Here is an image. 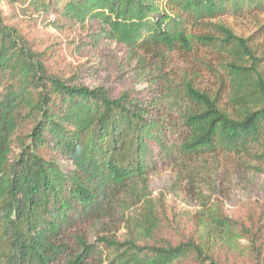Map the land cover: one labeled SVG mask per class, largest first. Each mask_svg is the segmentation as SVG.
Listing matches in <instances>:
<instances>
[{
  "label": "trees",
  "instance_id": "trees-1",
  "mask_svg": "<svg viewBox=\"0 0 264 264\" xmlns=\"http://www.w3.org/2000/svg\"><path fill=\"white\" fill-rule=\"evenodd\" d=\"M4 1L92 50L121 48L131 81L55 71L0 9V264H264V208L246 223L203 201L175 239L148 184L182 160L264 161V53L214 22L264 0ZM171 54L183 65L168 69Z\"/></svg>",
  "mask_w": 264,
  "mask_h": 264
},
{
  "label": "rangeland",
  "instance_id": "rangeland-1",
  "mask_svg": "<svg viewBox=\"0 0 264 264\" xmlns=\"http://www.w3.org/2000/svg\"><path fill=\"white\" fill-rule=\"evenodd\" d=\"M21 3L4 1L0 3V9L8 16L7 22L16 25L38 50L50 48L48 57L52 69L69 73L82 67V76L91 84L101 81L116 90L127 87L131 72L121 73L122 70L118 69L119 63L127 57H124L125 51L114 45L113 56H110L111 52L92 50L80 43L82 38L78 32H61L48 27L40 17L23 12ZM214 22L225 23L237 34L249 36L250 43L264 53V12L243 18L224 16ZM164 59L168 69L171 64L183 65L176 54H171L169 63L167 57ZM207 83L214 84L213 80ZM148 184L153 196L163 200L167 221L177 227L175 239L189 232L192 217L203 201L218 203L227 215L246 223L257 219L264 208V161L256 157L217 154L182 160L160 167L149 177ZM83 228L88 239L94 241L97 238L99 227L89 225Z\"/></svg>",
  "mask_w": 264,
  "mask_h": 264
}]
</instances>
